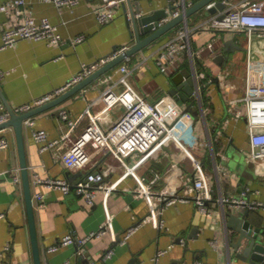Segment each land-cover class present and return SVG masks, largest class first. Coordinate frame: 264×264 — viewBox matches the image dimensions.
<instances>
[{
	"label": "crops",
	"instance_id": "obj_1",
	"mask_svg": "<svg viewBox=\"0 0 264 264\" xmlns=\"http://www.w3.org/2000/svg\"><path fill=\"white\" fill-rule=\"evenodd\" d=\"M24 1L20 8L23 13L10 10L0 14V46L5 29L23 22L26 15H33L37 20L47 18L58 27L63 40L57 45L20 40L13 47L0 50V71L8 72L0 79V86L14 111L64 86L80 72L83 64L95 63L121 46L134 45L137 36L129 24V16L133 12L146 16L167 10L170 14L171 5L183 11L199 0H131V3L117 5L115 17L106 25L99 24L94 12L103 0H79L76 5L65 7L43 0ZM213 15L206 7L188 19L194 50L213 39H216L218 50L224 40L234 36L230 32L202 27ZM185 25V22L180 23L61 104L29 118L35 121L34 126L24 122L25 150L42 264H129L134 258L135 264H154L156 259L158 264H249L231 257V243L236 241L237 234L228 231L222 204L214 203L210 207L211 215H207L200 212L194 202H181L164 209L159 218L162 225L144 222L150 213V205L136 193L137 179L132 173L127 174L119 161L106 150L91 148V165L80 170L68 169L62 160L71 142L65 139L69 126L61 112L66 111L71 119L78 121L71 133L72 139L76 140L90 124L85 116L86 110L90 108L93 113L101 111L104 108L101 95L110 86L115 85L118 92L124 89L123 84L116 85V82L123 75L120 67L126 65L129 70L127 80L132 87L150 102L160 105L166 118L180 116L182 128L178 136L188 150L184 153L179 144L171 143L138 165L134 170L137 177L147 181L156 179L157 187L181 188L196 173L191 158L194 156L201 160L216 197L240 195L249 187L251 201L264 202V172L242 156V152L250 147L246 118L235 119L227 110L229 100L244 93L249 55L257 63L264 59V37L254 36L249 42L247 36L245 45L237 36V44L246 49L235 52L229 61L220 59L219 63L216 62L215 58L221 54L208 49L199 60H195L196 70L206 67L213 77H219V84L208 78L210 85L202 95V103L197 100L193 104V110L199 115L196 119L184 113L186 104L169 93L173 75L184 69L193 70L189 52L181 55L178 68L170 74L162 73L155 57L151 56ZM78 36H84L81 43L76 42ZM146 57L149 58L145 60ZM224 70L230 73L228 80L222 77ZM111 74L114 79L105 81ZM238 108L244 111L241 104ZM5 110L7 107L0 95V115ZM125 112L122 105H117L106 114L102 126L106 129L112 127ZM35 129L46 130L49 139L58 140L56 146L42 151L41 144L33 137ZM219 129L222 133L218 132ZM193 132L196 139L191 145L188 140ZM2 136L11 141V147L0 150V264H35L15 132L13 128H7L0 132ZM125 160L131 167L136 163L132 156ZM105 162L115 167L104 182L113 189L108 193L99 190L93 204H88L85 197L76 191L66 195L59 189H50L39 183V180L64 179L75 184L89 171L103 167ZM216 162L227 168L228 175L218 173ZM15 175H19V183L14 181ZM225 208L227 211L249 209L229 205ZM252 213V221L256 223L257 215L264 216V209H253ZM109 215L112 225L108 232L90 240L82 250L69 245L49 252L50 246L58 244L71 232L85 237L99 230ZM130 229L134 232L125 239ZM117 238H120L118 242Z\"/></svg>",
	"mask_w": 264,
	"mask_h": 264
},
{
	"label": "built area",
	"instance_id": "obj_2",
	"mask_svg": "<svg viewBox=\"0 0 264 264\" xmlns=\"http://www.w3.org/2000/svg\"><path fill=\"white\" fill-rule=\"evenodd\" d=\"M43 1L55 3L59 7H65L76 5L79 0ZM220 1L225 5V8L215 13L202 24V27L217 32H230L235 37L240 34H246L249 42H252L254 36L264 37V0ZM125 2L127 0H103L94 10L99 24L106 25L110 23L115 17L116 6ZM24 4V0L0 2V14L8 13L10 10L21 14L23 11L20 8ZM214 6H216V2L210 3L207 9ZM185 8L186 6H184ZM183 11L179 8H174L168 17L160 21L159 26L180 16ZM136 17L141 18L143 14L138 13ZM130 19L131 16H129ZM191 35V29L188 25L178 28L175 34L151 56L155 57L156 64L162 73L170 74L172 70L178 68L181 55L188 51L196 74L195 95L202 103V95L209 89L210 81L208 80L206 67L196 70L195 60H199L207 49L214 53L216 50V39L194 50L191 46ZM20 40L45 41L49 45H57L62 42L63 37L58 27L47 18L37 20L33 15H26L23 22L5 29L0 50L13 47ZM83 40L84 36L76 38L77 43H81ZM129 48V45L121 46L112 54L95 63L83 64L80 72L64 86L37 98L30 104L19 106L15 112L25 113L31 111L61 96L100 67L117 56L124 54ZM149 57H146L145 60ZM119 71L123 75L116 82V85L121 83L124 89L118 92L115 90V85L110 86L100 98L104 103V108L96 113H93L90 108L86 110L85 116L89 118L90 124L76 140L72 139L71 133L77 126L78 121L71 119L66 111L61 112V117L69 126V132L65 135V139L71 142L69 149L62 155V160L68 169L80 170L91 165V148L94 150H106L119 161L120 166L125 169L127 174L132 173L137 179L135 191L139 196L144 197L150 205V213L144 222L162 225V221L159 218L163 214L164 209L181 202H194L199 211L207 215H211L210 207L214 203H220L224 206L223 213L226 210V205L230 207H245L252 210L264 209V202L251 201V188L249 187L242 191L240 197L232 194L216 197L208 175L203 170L201 160L194 156H191V158L193 159L196 173L181 188L169 185L157 187L156 179L147 181L145 178L137 177L134 171L135 168L150 156L163 151L171 143L179 144L184 153H188V150L178 136V132L182 128L180 116L166 118L160 105L150 102L130 85L127 80L128 67L122 65ZM7 74L8 72L0 71V79ZM229 74L225 70L222 72L224 80H228ZM113 79L114 75L111 74L105 78V81H112ZM239 104H241L244 111L238 108ZM117 105H122L126 109L124 116L114 123L112 127L104 128L102 121L106 118V114ZM227 110L235 119H240L243 116L246 118L250 147L244 151L246 154L245 158L247 161L255 163L257 168L264 172V59H260L257 63L252 59V55H249L247 74L244 81V93L242 96L231 98L227 104ZM203 112L205 113V111ZM9 118L10 113L5 110L0 115V124L6 122ZM25 122L30 126L35 125V121L32 119H27ZM218 132L222 133V130L219 129ZM33 137L41 144L42 151L52 149L58 143V140L49 139L48 132L44 129L33 130ZM195 139L196 134L193 132L190 134L188 141L192 145ZM10 147L11 141L5 136L0 137V150ZM129 156L136 159L133 167L129 166L125 160ZM222 158L225 159V156L223 155ZM216 169L219 174L228 175L229 173L224 165L217 162ZM114 170L113 164L105 162L103 167L89 171L75 184L69 183L64 179L39 180V183L50 189H59L66 195L76 191L85 197L88 204H93L99 190H104L108 193L113 189V186H107L104 182ZM14 181L16 183L20 182L19 175L14 176ZM38 197L40 196L38 195ZM111 220L112 218L109 215L99 230L93 231L85 237H78L71 232L64 236L58 244L50 246L48 250L49 252H55L69 245H76L82 250L90 240L101 237L108 232V227L112 225ZM133 232L134 229H130L126 233L125 239L129 238ZM108 255L110 256V253ZM157 261L158 259L154 261V264H158Z\"/></svg>",
	"mask_w": 264,
	"mask_h": 264
},
{
	"label": "water",
	"instance_id": "obj_3",
	"mask_svg": "<svg viewBox=\"0 0 264 264\" xmlns=\"http://www.w3.org/2000/svg\"><path fill=\"white\" fill-rule=\"evenodd\" d=\"M127 2L131 3V0H127ZM212 2H216V6L209 8L208 11L213 14H215L218 10H223L225 8V5L220 0H199L194 5L187 7L180 16L169 20L162 26H159V23L162 19L168 17L169 13L167 10H159L154 14L146 15L141 18H137L135 12H133L131 19L129 20V24L130 27L133 26V30L137 36V41L134 45H132L124 54L117 56L104 66L100 67L80 83L67 90L61 96L44 105L34 108L31 111L16 113L8 104L0 86V95L7 107V111L10 113V118L6 122L0 124V132L7 128H13L15 132L35 264H42V262L36 228L31 178L25 150L24 122L38 113L55 107L67 98L77 94L86 86L98 80L116 65L123 62L126 58L133 56L163 37L180 23L185 22V24L188 25V19L190 16L206 8ZM173 9L174 8L171 5L170 10L172 11ZM140 33L146 36L141 37ZM117 49L118 48L114 51ZM245 49L246 48L243 46L237 44L236 37L233 36L230 39L224 40L221 47L216 50L215 53L221 55L217 56L215 61L218 63L220 62V59L229 61L235 52L245 51ZM207 76L215 83L219 84V77H213L210 73H207ZM195 87V71L184 69L172 76V87L169 90V93L175 96L176 99L181 100L186 104L184 113H189L198 119V112L194 111L192 108L193 104L197 100L199 102L201 101L195 95ZM252 214V209L241 208L228 209V211L225 210L224 218L226 221V227L228 231L231 230L237 234L236 241L231 243L232 249H230V254L231 257L249 264H264V216L261 214L257 215V222L255 223L252 221ZM119 240L120 238H117L116 241L118 242ZM129 264H135V258L131 260Z\"/></svg>",
	"mask_w": 264,
	"mask_h": 264
},
{
	"label": "rangeland",
	"instance_id": "obj_4",
	"mask_svg": "<svg viewBox=\"0 0 264 264\" xmlns=\"http://www.w3.org/2000/svg\"><path fill=\"white\" fill-rule=\"evenodd\" d=\"M257 37V36H255ZM246 38H247V35L246 34H240L238 35V40L241 42V44H245L246 45ZM258 45L260 46L261 43L259 42ZM242 156L245 158L246 157V154L245 152H242ZM237 197H240L241 195L239 194H236Z\"/></svg>",
	"mask_w": 264,
	"mask_h": 264
}]
</instances>
